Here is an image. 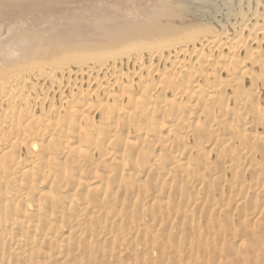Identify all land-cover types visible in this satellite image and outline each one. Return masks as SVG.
<instances>
[{
    "label": "bare ground",
    "instance_id": "bare-ground-1",
    "mask_svg": "<svg viewBox=\"0 0 264 264\" xmlns=\"http://www.w3.org/2000/svg\"><path fill=\"white\" fill-rule=\"evenodd\" d=\"M192 4L0 54V264H264V0Z\"/></svg>",
    "mask_w": 264,
    "mask_h": 264
},
{
    "label": "rangeland",
    "instance_id": "rangeland-1",
    "mask_svg": "<svg viewBox=\"0 0 264 264\" xmlns=\"http://www.w3.org/2000/svg\"><path fill=\"white\" fill-rule=\"evenodd\" d=\"M202 1L217 0H0V54L6 57L7 50L21 45L39 50L108 48L152 29L188 30L193 21L186 8Z\"/></svg>",
    "mask_w": 264,
    "mask_h": 264
}]
</instances>
